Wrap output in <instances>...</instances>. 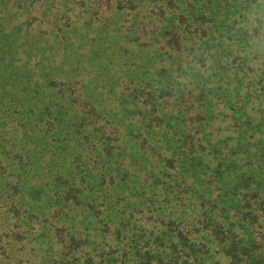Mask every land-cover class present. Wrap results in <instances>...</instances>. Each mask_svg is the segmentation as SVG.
<instances>
[{"label": "trees", "instance_id": "1", "mask_svg": "<svg viewBox=\"0 0 264 264\" xmlns=\"http://www.w3.org/2000/svg\"><path fill=\"white\" fill-rule=\"evenodd\" d=\"M148 2L160 29H152L149 40L159 44L161 55L176 58L169 64L176 74L160 89L137 83L132 74L117 94L122 84L116 61L132 59L126 42L109 59L89 53L97 60L93 66L105 63L100 90L114 98L113 115L143 118L127 133L137 145L128 150L117 130L92 167L71 145L92 139L82 109L67 117L70 80L66 88L55 87L53 78H43L42 60L26 73L12 48L24 26L6 32L0 16V199L25 224L13 230L11 241H35L31 250L38 247L40 264H264V0ZM131 4L118 0L115 10ZM213 100L219 112L211 118L222 116L219 123L228 124L216 134L231 132L224 139L204 122ZM144 154L155 156L161 169L151 165L142 182L135 165L146 160ZM199 175L200 184L189 179ZM0 246L9 253V246Z\"/></svg>", "mask_w": 264, "mask_h": 264}, {"label": "rangeland", "instance_id": "2", "mask_svg": "<svg viewBox=\"0 0 264 264\" xmlns=\"http://www.w3.org/2000/svg\"><path fill=\"white\" fill-rule=\"evenodd\" d=\"M118 0H3L2 7L4 8L0 12V16L5 20L6 24L4 31L11 32L14 25L23 24L24 29L16 40L13 51L16 50V60L23 64L24 68L28 72H33L34 63L37 60H42L44 67L42 72L43 78H53L57 84V88L68 87L70 80V90L67 91L71 96L66 97L71 103V108H68L67 117L71 116L74 110L82 109L81 122L85 124V129L91 133V144L81 145L77 141L71 143L72 148L76 154L81 151L87 162V166L92 167L96 164L95 161L98 156L96 153L98 149L102 148V144L105 143L108 136H113L115 132L119 130L123 139H119L123 146L131 145L135 142L129 140L131 137L127 133H130L131 129H137L143 124V118L138 116H128L126 118H119L114 116L115 100L111 95L107 93H101V86L106 80L104 75L99 74L102 71L105 63L98 68L97 65L93 66L96 61L89 60V53L96 55L97 51L103 52V56L112 58L113 51L118 48L119 44L126 42L127 55L130 56L131 61L123 60L116 61L120 67L118 83H121V87L115 92L120 94L121 89L124 88L126 79L132 76L137 77V83L145 84L149 83L153 85V88H161V85L166 82L172 73L176 72L169 67V64L173 62V59L169 56H163L160 54L159 44L155 40H149L151 30H156V20L152 18L154 12L153 7L148 0H132L131 7L128 9L120 10L116 12V2ZM200 2V0H198ZM180 3V0H179ZM183 5V4H182ZM126 12H128L126 14ZM123 13L125 15L120 16ZM153 14V15H152ZM143 15V18L141 17ZM152 15V16H151ZM102 17V22L98 21V18ZM110 18V19H109ZM114 20L115 24L111 25L110 20ZM91 20H94L91 22ZM141 21V22H140ZM140 22V25L135 23ZM158 23L164 24L162 21ZM161 24H159L161 26ZM108 26V27H107ZM115 27V28H114ZM120 30H117L119 29ZM128 31L126 32V28ZM182 31V30H181ZM128 36L125 39V36ZM134 40L129 39L131 37ZM94 37L92 46L86 43L89 39ZM98 38H104L100 42L102 45L96 44L95 40ZM125 41H124V40ZM130 40V41H129ZM23 42V43H22ZM33 45L28 48L27 45ZM190 48V44L185 51ZM124 52L123 50H121ZM179 61H177L178 63ZM116 63V64H117ZM85 65L87 68L85 69ZM32 67V68H31ZM81 68V69H79ZM96 69V70H95ZM108 77V76H106ZM182 78V75L180 76ZM179 78V79H180ZM191 78V77H190ZM40 79H42L40 77ZM81 79V82H88L89 86H83L77 82ZM172 77L170 78V80ZM182 80V79H181ZM123 81V83L121 82ZM67 83V84H65ZM113 80H110L108 84L113 85ZM117 83V84H118ZM171 84H177L173 82ZM148 85V84H146ZM66 89H64V92ZM112 94L115 96V93ZM67 94V93H66ZM198 94V91L196 92ZM74 98L76 100H74ZM46 99H43V103L39 105H45ZM89 104L95 105L99 108L98 113H91L89 111ZM191 105V104H189ZM114 108V109H113ZM166 109L171 108L167 105ZM74 109V110H73ZM194 110V108H193ZM117 111V108H116ZM134 112L135 110H131ZM219 112V105L216 100H213L210 107L206 110L208 115L204 122H207V130H215L216 138H226L231 132L219 130V128H228L227 122L219 123L222 116H218L215 119L211 118L212 115H216ZM137 113V111H135ZM209 119V120H208ZM208 120V121H207ZM263 120V119H262ZM80 122V121H78ZM179 122V121H178ZM197 124V123H196ZM219 124L221 126H219ZM186 126L189 127L188 121ZM190 128V127H189ZM213 128V129H212ZM118 143V142H117ZM95 144V149H92ZM94 148V147H93ZM49 155V153L47 154ZM46 155V156H47ZM148 154H144L145 161L139 160L135 165L137 170L135 171L140 181H144L150 177L147 173V168L151 165L155 166V171H159L161 163L155 157ZM142 163V164H140ZM186 163L183 162V165ZM17 163L14 165L16 166ZM98 165V164H97ZM147 165V166H146ZM100 167V165H98ZM94 172V170L92 171ZM36 173V174H34ZM38 173L32 172L31 177L36 176L37 181L33 185L39 186ZM203 178L205 176H202ZM43 182L49 180V176L45 170H42L41 174ZM91 178V177H88ZM200 184L201 175L197 178H189ZM10 181H15L16 177L9 178ZM35 181V180H34ZM33 181V182H34ZM134 186H139L134 184ZM201 189V187H200ZM30 190V189H29ZM129 193V192H127ZM7 194H5L6 196ZM29 191L23 195L27 200ZM196 195H194L195 198ZM137 198V197H136ZM22 200V196L20 198ZM9 205L7 200L0 199V244L2 246H9V253H4L7 249L0 246V264H40L39 259L41 255L38 253V247L35 251L31 250L32 247L37 246L35 241L32 243H18L11 241L14 231L20 230L25 227L22 223V219L17 216H12L13 211L8 210ZM264 209V204H262ZM19 223H22L20 225ZM14 230V231H13ZM10 241V242H9ZM8 242L11 244H8ZM35 248V247H34Z\"/></svg>", "mask_w": 264, "mask_h": 264}]
</instances>
